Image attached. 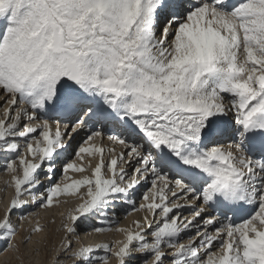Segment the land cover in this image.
<instances>
[{"label":"snow or ice","instance_id":"1","mask_svg":"<svg viewBox=\"0 0 264 264\" xmlns=\"http://www.w3.org/2000/svg\"><path fill=\"white\" fill-rule=\"evenodd\" d=\"M0 100V255L264 264V0H0Z\"/></svg>","mask_w":264,"mask_h":264},{"label":"rangeland","instance_id":"2","mask_svg":"<svg viewBox=\"0 0 264 264\" xmlns=\"http://www.w3.org/2000/svg\"><path fill=\"white\" fill-rule=\"evenodd\" d=\"M3 103H1V105H3ZM5 188V184L0 182V201L10 198L11 192H6ZM63 208L69 209L70 206L67 205ZM60 209L61 208L48 210V215H41L42 217L40 216V222H42L41 224H43L48 229V232L45 234L46 247L45 245H37L34 243L32 246L26 248L23 243H21L20 254L9 252V255L5 256L0 264H21V259H18V255L22 257L23 264H51V261L55 256L61 255L58 249L60 241L64 236V233L60 231L62 216L55 215L57 212H61ZM53 220L55 221L54 224L52 223ZM28 224V222L24 223V230L20 233L18 241H22L23 237L28 234L27 230L31 226ZM34 239H39V237ZM37 250L39 251V254H37Z\"/></svg>","mask_w":264,"mask_h":264},{"label":"bare ground","instance_id":"3","mask_svg":"<svg viewBox=\"0 0 264 264\" xmlns=\"http://www.w3.org/2000/svg\"><path fill=\"white\" fill-rule=\"evenodd\" d=\"M1 103H3V100H0V105H1ZM3 114H2V112H0V116H2ZM107 143V142H106ZM8 179H10V177H8L7 175H4V174H0V182H2V183H4L5 184V186H6V181L8 180ZM45 183H47V181L45 182ZM6 195V194H5ZM8 198V197H7ZM70 207H71V205H69ZM34 207V206H33ZM36 211H39L40 212V216L41 215H48L49 214V211L48 210H40V209H35ZM61 210V212H55L56 214L55 215H61V213L62 212H65V211H67L68 209L67 208H61L60 209ZM119 211V210H118ZM123 213L121 212L120 213V217H121V220H122V223L123 224H125V225H130L131 224V221L133 220V219H135L136 217L135 216H133V217H128V219L127 220H123ZM40 216H39V219H40ZM42 217V216H41ZM45 217V216H44ZM47 217V216H46ZM43 219V218H42ZM26 223H27V221H26ZM42 223V222H41ZM29 225V224H28ZM121 237H119V236H117V235H109V236H107V237H105V238H103V239H105V240H108V241H110V240H114V239H120ZM96 242H99V239L98 238H96V237H84V243L85 244H88V243H96ZM11 253V252H10ZM7 255H9V253H7L6 255H0V262L2 261V259L5 257V256H7Z\"/></svg>","mask_w":264,"mask_h":264}]
</instances>
